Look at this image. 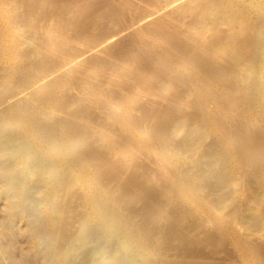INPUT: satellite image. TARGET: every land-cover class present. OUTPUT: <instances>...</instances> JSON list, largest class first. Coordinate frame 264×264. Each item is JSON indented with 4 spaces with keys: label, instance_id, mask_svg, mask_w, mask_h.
<instances>
[{
    "label": "bare ground",
    "instance_id": "6f19581e",
    "mask_svg": "<svg viewBox=\"0 0 264 264\" xmlns=\"http://www.w3.org/2000/svg\"><path fill=\"white\" fill-rule=\"evenodd\" d=\"M147 1L127 22L156 41L155 57L115 54L122 71L107 76L93 56L111 52L123 23L90 33L77 8L51 17L47 0H0V57L17 62L2 72L15 89L0 96V189L12 214L0 226L25 217L43 264H264V0ZM122 79L126 106L114 101ZM80 84L86 97L66 94ZM89 94L105 118L80 108ZM153 163L158 173L139 172Z\"/></svg>",
    "mask_w": 264,
    "mask_h": 264
},
{
    "label": "rangeland",
    "instance_id": "374dc122",
    "mask_svg": "<svg viewBox=\"0 0 264 264\" xmlns=\"http://www.w3.org/2000/svg\"><path fill=\"white\" fill-rule=\"evenodd\" d=\"M48 2H49V7L48 8H46L47 9V12H48V14H51V17H52V12L54 11V13H55V11H56V13H58L59 14V16H61V15H63V14H61L63 11H64V15H74V13H75V15L77 14V15H80V21H78V22H80V24L81 25H83L84 27L86 26L87 28L89 27V31L90 30H93V32L95 33V31L96 30H94V29H97L99 26H100V28L102 27V30L104 31H110V28L111 29H113V27H114V30H118V28H119V26H122L121 24L123 23L124 25L123 26H126L125 28L123 27H121L122 29H125L124 30V32L122 33V36L121 37H119L120 38V41H118V42H113L114 44L112 45V47L109 49V50H111V52L110 53H112V52H115L114 50H116L117 52H115V53H113L114 55L116 54V55H118L117 57L119 58L120 56L121 57H124V56H126L125 58H132V56H133V58H139V60H140V57L142 58V57H144V58H154L155 56H154V52H156L158 49V47H156V45H155V43H156V41H153L151 38H150V36H149V34H147V33H142V32H140V30L139 29H137L135 26H133V27H130V25L131 24H129V22H131V19L130 18H132V16H133V14H135V12L138 10V12H142L141 10H147L146 12H148V9L147 8H149L148 6H152L151 4H150V2L149 1H147V2H145V4H144V0L142 1V0H111V1H109V0H86V2H85V0H83V1H81V0H71L73 3H71V1L70 0H47ZM54 1V3H56V4H58V6L57 5H55V4H52V2ZM62 1H64V2H62ZM65 1H66V3H65ZM68 1H70V3L71 4H69V2ZM76 1H77V4H76ZM106 1V2H105ZM107 1L109 2V3H107ZM130 1V2H129ZM134 1V2H133ZM146 1V0H145ZM68 2V3H67ZM86 3V4H84V3ZM93 2H96V3H93ZM98 2V3H97ZM115 2V3H114ZM120 2H122V3H120ZM127 2V3H126ZM132 2V3H131ZM80 5H79V4ZM88 3V4H87ZM91 3V4H90ZM105 3V4H104ZM124 3V4H123ZM91 5V6H93V7H91V6H89L88 7V5ZM111 6H110V5ZM115 4V5H114ZM125 4H128V5H125ZM148 4V5H147ZM150 4V5H149ZM67 5V7H65ZM69 5V6H68ZM70 5H71V7H70ZM75 6V8H73L74 6ZM103 5V6H102ZM109 5V6H108ZM120 5H122L121 7H119ZM130 5V6H129ZM135 5H137V6H135ZM143 5V9H142V6ZM55 6V7H54ZM62 6V8L63 9H60V7ZM101 6V7H100ZM127 6H129L130 8H128ZM144 6H145V8H144ZM87 7V8H86ZM98 7H99V9H98ZM106 9H105V8ZM109 7V8H108ZM111 7H114V8H112L111 9ZM77 8V10L74 12V10L73 9H76ZM82 10V11H80V9ZM86 8V9H85ZM115 8H117V9H115ZM137 8H139V9H137ZM69 11H68V10ZM109 9H110V11H109ZM150 9V8H149ZM53 10V11H52ZM79 10V11H78ZM103 10V11H102ZM116 10V11H115ZM120 12H119V11ZM126 10V11H125ZM144 10H143V12H144ZM62 11V12H61ZM78 11V12H77ZM86 11V12H85ZM90 12L89 14H88V12ZM99 11V12H98ZM100 11L101 12H103L102 14L100 13ZM104 11H105V14H104ZM118 11V12H117ZM122 11L124 12V13H122ZM61 12V13H60ZM72 12H74V13H72ZM77 12V13H76ZM81 12L82 13H84V14H82L81 15ZM97 12V13H96ZM138 12H136V13H138ZM78 13H80V14H78ZM85 13H87V17H86V14ZM92 13V14H91ZM93 13H96V14H93ZM100 13V14H99ZM108 15H107V14ZM120 13V14H119ZM128 15H127V14ZM131 13V14H130ZM58 14H54L55 15V17L58 15ZM111 14V15H110ZM123 14H124V16L125 17H123ZM53 15V16H54ZM85 15V16H84ZM92 15H94L93 17H92ZM96 15V16H95ZM102 15H103V17H102ZM114 15V16H113ZM116 15V16H115ZM119 15V16H118ZM131 15V16H130ZM50 16V15H49ZM81 16H82V19H81ZM107 16V17H106ZM113 16V17H112ZM120 16H122L121 18H119ZM77 17V16H76ZM89 17V18H88ZM92 17V18H91ZM102 17V18H101ZM116 17V18H115ZM136 17V16H135ZM79 18V17H78ZM76 19V21L77 20H79V19ZM86 18V19H85ZM95 18H97V19H94ZM103 18H106V19H103ZM110 18V19H109ZM119 18V19H118ZM129 18V19H128ZM88 19H90V21H91V23H90V21L88 20ZM102 19H103V24L101 23V21H102ZM112 19H113V21H112ZM116 19V20H115ZM81 20H83L85 23H83V21H81ZM87 20H88V22H87ZM97 20H98V22H97ZM119 20H121V21H119ZM127 20L129 21V22H127ZM75 21V22H76ZM95 23H99V24H95V25H97V26H95L93 23L94 22ZM106 21H108V22H106ZM82 22V23H81ZM108 23V25L106 24V23ZM119 22V23H118ZM127 22V23H126ZM88 23V24H87ZM89 23L90 24H92L91 26L89 25ZM113 23H115V24H113ZM120 24V25H118V24ZM85 24V25H84ZM105 27H103L102 25ZM106 24V25H105ZM112 24H113V26H112ZM63 25V28L65 27V24H62ZM61 25V26H62ZM99 25V26H98ZM128 25H129V27H130V29H129V27H128ZM61 26H57V28L59 27V28H62ZM106 26H107V28H106ZM111 26V27H110ZM91 27V28H90ZM116 27H118V28H116ZM66 28V27H65ZM64 28V29H65ZM93 28V29H92ZM104 28V29H103ZM120 29V28H119ZM126 29H127V31H126ZM66 30V29H65ZM88 30V29H87ZM131 33H130V32ZM67 32L69 33V36H71V33L73 34V36L74 35H77V33L75 34V32L74 31H72L71 29L69 30H67ZM71 32V33H70ZM92 32V33H93ZM132 32H133V34H132ZM90 33H91V31H90ZM123 34H125V36L123 37ZM128 35V36H127ZM122 38V39H121ZM129 40V42L127 43V41H124V40ZM132 39H134V40H132ZM117 40H119V39H117ZM121 40H122V43H121ZM131 40V41H130ZM147 41V42H146ZM120 43L122 44V45H120ZM149 43V44H148ZM124 44H125V46H124ZM130 44V45H129ZM133 44V45H132ZM144 44V45H143ZM126 45H128L127 47L128 48H130V49H128L129 51V53L128 52H126ZM146 45H147V47H146ZM76 46H79L78 44H76ZM116 46V47H115ZM139 46V47H138ZM116 49H115V48ZM118 47H120L119 49H121L122 51H124L123 53H122V51L121 52H119V50H117L118 49ZM133 47V48H132ZM148 47H150V48H148ZM131 48H132V50H131ZM133 49H135V50H133ZM141 49V50H140ZM131 50V51H130ZM135 51V52H134ZM126 52V53H125ZM108 53V52H107ZM107 53L106 54H104V53H101V54H99L100 56H93L94 57V59L95 60H99L100 62H101V65H104V66H107V69H105V71L104 72H106L107 74H109V73H111V74H114L116 71H114V70H117V69H122V67H120V68H115L114 66V64H113V61L116 63V62H118V61H116L117 59V57H116V55L114 56L113 55V57L111 58L110 57V53H108L109 55L107 56ZM117 53H122L121 55L120 54H117ZM127 54L128 56L129 55H131V57L129 56H127V55H123V54ZM140 54V55H139ZM123 55V56H122ZM2 56V55H1ZM51 56H53L54 57V54H52ZM111 56H112V54H111ZM157 56V58H163V57H165V58H169L168 57V55L167 54H157L156 55ZM204 56H207V55H204ZM93 57H91V58H93ZM100 57V58H99ZM102 57H104L105 59H103V60H101L102 59ZM7 58H9V57H7ZM99 58V59H98ZM115 58V59H114ZM10 59V58H9ZM107 59V60H106ZM110 60V61H109ZM138 62V61H137ZM141 62V61H140ZM3 63V64H2ZM12 63V64H11ZM16 63L17 62H14V61H12V62H3L2 60H1V57H0V92H1V94H0V96H5V95H7L8 94V92L7 91H10V92H12L15 88H13V86H12V83L10 84V83H7V81H6V77L4 76V75H2L3 73L2 72H4L5 70L6 71H8L13 65H16ZM144 63H145V65H144ZM112 64V65H111ZM138 64H140V63H138ZM140 65H142V67L144 66V67H148V69H149V71L150 72H154L155 71V67H154V63L152 62V63H150L149 61H146L145 60V62H143V60H142V63L140 64ZM152 66V68L150 67L149 68V66ZM111 66V67H110ZM212 66H214V68L212 67ZM113 67V69H111ZM105 68V67H104ZM209 68L210 69H216V67H215V65L214 64H209ZM120 69V70H121ZM151 69V70H150ZM113 71V73H112V71ZM100 71H102V70H100ZM122 71V70H121ZM105 73V74H106ZM155 73L157 74V75H162L161 77H163V79H165L166 77V75L165 74H160L159 72H156L155 71ZM111 74H109V75H107V76H110ZM150 79V78H149ZM152 79V78H151ZM150 79V81H148L149 83H150V85H154V83H157V82H154V80L152 81ZM156 81V80H155ZM121 82H124V88L123 89H121V91L119 92V97H120V100H114L115 102H117L120 106L122 105V106H126V101L128 100V99H132V96H131V94H130V90H131V86H132V84H130V82H128L127 83V81L126 80H124L123 81V79L121 80ZM154 82V83H153ZM5 84H7L6 85V88H5ZM9 84V85H8ZM3 86H4V88H3ZM8 88V89H7ZM9 88H11V89H9ZM176 88H178L177 89V91L178 92H184V91H186V87H184V85H178V86H176ZM183 88V89H182ZM126 89H127V91H126ZM72 90L73 91H71V90H67L66 92V94H68V95H71V93H73L72 95H74V93L76 94V96H81V98L82 97H86L87 96V91L89 90L88 89V87L87 86H85V85H83V84H80V85H78L76 88H72ZM92 90V89H91ZM182 90V91H181ZM9 92V93H10ZM79 92V93H78ZM122 92V93H121ZM123 92H126V93H124L123 94ZM121 93V94H120ZM3 94V95H2ZM127 94V95H126ZM125 95V96H124ZM8 96V95H7ZM36 97H37V95H35V97L32 95L31 97H30V99L29 100H32V102L34 103V108L35 107H37L38 109H37V111H39V109H40V105H36L37 103V99H36ZM88 97H89V101H86L82 106H80V108H85L86 107V105L85 104H87V106H91L92 107V109L91 110H93V112L91 111V114L92 113H95V114H92V116L94 115V116H96L97 117V115H96V113L98 114V117L99 118H96V117H92L93 119H101L102 117L103 118H105V116L106 115H104L105 113L104 112H99L98 110V112L96 111V107H94V105H92V101H90V100H93L94 98H95V95L93 94H89L88 95ZM32 98V99H31ZM35 98V99H34ZM122 98H124V99H122ZM148 97H146V98H143V103H144V105H146V106H152V104H155L156 106H162L163 105V100H162V98H160L161 99V102L159 101V98H157V100H156V103H155V99H156V97H153V98H151V99H147ZM126 99V100H125ZM154 99V100H153ZM154 101V102H153ZM165 101V100H164ZM146 102V103H145ZM157 102L158 103H162V104H160V105H157ZM166 102V101H165ZM164 102V103H165ZM151 105H150V104ZM0 107H2V105H0ZM36 109V108H35ZM40 111H41V109H40ZM99 114L100 115H102V116H99ZM243 114L246 116V117H248L247 116V114H246V112L244 113L243 112ZM105 122V124H108V128L109 129H113V130H115L116 129V125H114V124H112V122H111V120L110 121H104ZM107 122V123H106ZM85 123V120H83V121H79V124H84ZM6 126V127H5ZM8 124L7 123H3L2 125H1V128H0V130H2V131H6L7 129H4V128H8ZM2 127H3V129H2ZM112 127H114V128H112ZM88 130V129H87ZM90 130V129H89ZM117 130V129H116ZM1 131V132H2ZM93 132V131H92ZM91 132V133H92ZM95 136V135H94ZM94 136L92 135L91 137H90V139H91V141H94L93 143H95V138H94ZM94 138V139H93ZM96 144V143H95ZM116 149H118V148H116ZM110 154H108L107 156H109ZM144 162H148V161H144ZM148 164V163H147ZM152 168H148L149 170H147L146 169V171H145V168H143V169H141L139 172L141 173L142 171H143V174L145 173H148V174H150L152 171H155V172H157L158 173V168H156V166H155V164L153 163L152 164V166H151ZM156 169V170H155ZM152 170V171H151ZM149 171H151V172H149ZM142 174V173H141ZM150 184V183H149ZM0 187H1V184H0ZM2 192H3V190H1L0 189V194H2ZM4 194V195H3ZM2 195H0V201H1V203H0V214L2 215H0V221L2 222V221H4L5 219H7L8 217H11L12 216V214H10V212H8V210L6 209V194L5 193H3ZM226 194H227V192H226ZM8 195V194H7ZM2 197V198H1ZM3 201V202H2ZM139 206H140V204H138ZM3 209H4V211H3ZM6 209V210H5ZM6 211V212H5ZM5 212V213H4ZM8 214V216H6L5 217V215H7ZM4 216V217H3ZM1 218H4V220H1ZM24 219H25V222L26 223H28L27 221H26V218L25 217H23V219L22 218H18V220H17V218L15 219V220H13V222H12V224H10V227H12V229H10V227H8L7 228V225L6 226H0V233H2V234H4V235H2L1 234V236H0V243H2V241L4 240V243H6L7 241H8V239H7V241H6V239H5V234H7L10 238H12V240H11V242H10V247L7 245V247H5V248H3V246H1L2 247V250H1V247H0V250L2 251V255L1 256H3V258L5 259H3V258H1L0 260V263L1 264H4V262H5V264L6 263H9V264H11V262H12V260L9 258V256H11L12 255V257L11 258H14L13 259V261H14V263L15 264H40V263H42L41 262V258H39V257H37L36 258V256H37V253H38V251H35L36 250V246L38 245V240H37V238L35 237V231L30 227V225L28 226V227H30V228H28L27 227V224H25V222H24ZM16 222V223H15ZM25 224V225H23L22 226V224L23 223ZM136 223L138 222V220L137 221H135ZM18 224V226H16V225ZM16 226L15 228V230H13L14 229V227L13 226ZM2 227H5V228H2ZM27 227V230H25V228ZM13 230V231H10V230ZM18 229V230H17ZM24 231H23V230ZM3 230V231H2ZM32 231V232H30V231ZM18 231H21V232H18ZM246 231V230H245ZM244 230H243V232H245ZM16 233H18L17 235H16ZM11 234V235H10ZM30 234H32V235H30ZM15 237H14V236ZM8 236H6V238L8 237ZM18 238H17V237ZM30 236H31V238H30ZM4 238V239H3ZM35 240V241H34ZM17 242V243H16ZM8 243V242H7ZM6 243V244H7ZM34 243H37V245L35 246L34 245ZM5 244V245H6ZM4 245V244H3ZM35 246V247H34ZM111 246V245H110ZM113 249H117V246H115L114 245V247H113V245L111 246ZM35 249V250H34ZM37 249H38V247H37ZM12 250V251H11ZM228 250V249H227ZM10 251V253H11V255H9L8 254V252ZM13 252V253H12ZM37 252V253H36ZM227 253H229V254H227V256L229 257L230 255L231 256H233V258L235 257V255H233V254H236L235 252H231V250H228V252ZM39 255V254H38ZM218 255V257H222L223 256V258H224V256H225V258H227V256L226 255H224V254H217ZM5 256H8V258L11 260V261H9V259L6 257L5 258ZM230 256V257H231ZM237 258V260H238V255L236 254V257H235V259ZM7 259H8V261L9 262H7ZM78 259H80V260H78V261H81L82 259H84V258H80V257H78ZM16 260V261H15ZM2 261H4V262H2ZM40 261V262H39ZM14 263H12V264H14ZM43 264V263H42ZM238 264H241V262L239 263L238 262Z\"/></svg>",
    "mask_w": 264,
    "mask_h": 264
}]
</instances>
